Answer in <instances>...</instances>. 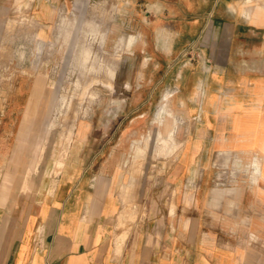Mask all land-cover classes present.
Instances as JSON below:
<instances>
[{"label":"crops","instance_id":"0c3cea01","mask_svg":"<svg viewBox=\"0 0 264 264\" xmlns=\"http://www.w3.org/2000/svg\"><path fill=\"white\" fill-rule=\"evenodd\" d=\"M45 1L51 35L58 5ZM145 7L133 14L134 90L113 96L133 107L87 109L64 145L67 124L45 121L42 80L24 69L35 64L0 59V264H264V0ZM205 36L206 57L183 65ZM162 82L164 112L152 106ZM158 130L176 155L143 174L125 148Z\"/></svg>","mask_w":264,"mask_h":264},{"label":"rangeland","instance_id":"374dc122","mask_svg":"<svg viewBox=\"0 0 264 264\" xmlns=\"http://www.w3.org/2000/svg\"><path fill=\"white\" fill-rule=\"evenodd\" d=\"M150 1L157 0H56L58 17L55 32L49 35L45 28L51 29L53 25L42 24L38 19L47 21L50 16L51 9L45 0H40V12L37 9L36 14L38 0H0V59L35 64L24 69L35 71L42 80L40 89L46 94L45 105L49 112L45 121L50 127L67 124L69 129L91 108L105 111L123 104L133 107L132 99L118 102L113 96L127 95L134 90L132 81L137 68L134 67L132 45L137 36L133 32V14L137 10L144 13L145 3ZM54 13L55 10H51V16ZM122 26L127 32L122 31ZM148 38L154 36L148 35ZM207 40L206 36L199 43L191 40L177 58L190 69L196 67L206 57ZM159 58L165 63V57L159 55ZM164 70L165 67L160 69L158 78ZM151 86L143 83L142 90L149 91ZM169 89L168 82L159 84L157 95L152 99L154 108L162 106L163 95ZM162 110L165 111V106ZM96 117L104 118L111 125L119 120V116L113 115ZM163 120L164 116L159 118L160 122ZM168 134L170 132L160 130L132 132L130 138L134 145L125 148L126 160L143 174L167 170L177 150L167 141ZM188 134L187 143H190L193 136L190 131ZM70 138L69 129L61 132L58 141L64 145ZM55 142L56 133L47 131L46 149ZM54 153L55 149L53 156Z\"/></svg>","mask_w":264,"mask_h":264},{"label":"bare ground","instance_id":"6f19581e","mask_svg":"<svg viewBox=\"0 0 264 264\" xmlns=\"http://www.w3.org/2000/svg\"><path fill=\"white\" fill-rule=\"evenodd\" d=\"M38 46H39V45H38V42H37V48H38ZM201 91H202V90H201ZM162 112H164V111L162 110ZM162 116H163V115H161V117H162ZM164 144L167 145V141L164 140Z\"/></svg>","mask_w":264,"mask_h":264},{"label":"built area","instance_id":"2783aa9c","mask_svg":"<svg viewBox=\"0 0 264 264\" xmlns=\"http://www.w3.org/2000/svg\"><path fill=\"white\" fill-rule=\"evenodd\" d=\"M45 45H46V44H45ZM45 45L43 46V49H44ZM43 49H42V51H43ZM38 53H39V51H38ZM39 54H41V53H39Z\"/></svg>","mask_w":264,"mask_h":264}]
</instances>
